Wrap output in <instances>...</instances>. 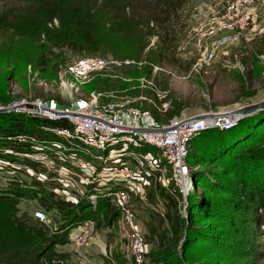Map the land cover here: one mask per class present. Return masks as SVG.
<instances>
[{
  "label": "rangeland",
  "instance_id": "obj_1",
  "mask_svg": "<svg viewBox=\"0 0 264 264\" xmlns=\"http://www.w3.org/2000/svg\"><path fill=\"white\" fill-rule=\"evenodd\" d=\"M91 1L0 0V106L10 107L18 100L26 102L42 100L56 102L60 107L67 109L79 103L81 99H87L91 93L105 95L112 91L118 93L125 89L131 91L133 87L138 86V81L142 78L148 81V87L165 94V98L158 99L152 94V90H144L150 98L143 104L144 111L149 113L154 122L163 125L174 116L190 117L201 113L230 112L256 104L264 98V33L260 34L259 38L251 39L248 33L251 21L248 22L239 41L220 50L210 67L197 73L192 70L197 55L193 47L194 36L191 35V30L207 22L210 13H218L219 8L216 7L223 5L227 0H191V8L180 13L178 18L174 17L171 28L175 31L173 35L176 41L173 44L174 48H171L175 51L170 59L156 58V50L161 40L158 36L159 31L153 23H147L149 14L142 9L126 11L127 15L135 17L136 21L137 19L142 21V25L124 24L122 16L119 19L115 12L111 23H104L102 19L105 20L106 12L102 11L101 19L98 17L97 22H89L90 32L85 33L80 29L67 27V24L74 20L75 12L86 2L90 4ZM132 1L142 3L146 0ZM110 2L127 3L128 0ZM253 5L260 11L259 14L256 13L257 18L264 22V14H261L264 10V0H254ZM251 9L248 10L252 18L255 11ZM135 10L137 12L133 14L132 11ZM63 32H68L69 38L73 40L70 44L61 42ZM88 35H92L94 44L89 43ZM100 57H109L121 64L108 68L106 75H97L86 85H78L80 90L78 94L59 86L57 77L60 66L68 67L77 59ZM125 61H132L133 64L124 65ZM120 77L127 79V82L119 80ZM139 91L138 89L131 91V98L143 95L138 94ZM104 102L102 99L99 104ZM261 119L262 115L248 118L233 129L234 138L223 135L225 142L231 143L241 139L248 133L247 125L251 127ZM218 139L219 137L214 136L212 141L208 140L206 148L215 145ZM198 140L199 138H195L191 141L192 149ZM92 153L100 152L92 150ZM154 155L157 153L154 152ZM159 163L162 175L156 172L149 174V171L147 175H143L145 177L142 184L143 200L137 195L131 197V200H136L132 207L141 235L146 232L149 213L151 217L152 214L161 215L165 212L163 196H159L160 193L172 196L176 189L162 157ZM191 163L192 161L188 160L190 166ZM200 165L202 169L217 170L215 166L206 162ZM6 180L8 179L5 174L0 172V183L3 185L7 183ZM162 189H165V192H162ZM194 191L196 187L190 190L187 198L195 199ZM104 192L106 189H100L97 194ZM201 192L197 189V193ZM68 195L71 198L75 197L72 192H68ZM207 195L211 194L206 192ZM34 207H36L34 202H24L20 205L22 211H30ZM252 213L248 212L247 215L253 216ZM118 224L120 225V222ZM217 225V222L211 219L197 224L196 228L208 231L209 227L212 229ZM115 229L112 230L111 243L107 245L106 252L112 255L114 251L121 254L123 251L122 255L126 258V245L123 243L126 240L125 232L118 225ZM226 229H230L228 225L222 231L225 232ZM107 231L109 230H105ZM253 231L250 242L244 245L245 248L249 247V254L253 258H243L236 264L244 262L264 264V260L260 259L264 251V235L257 227L253 226ZM215 232L217 237L222 233L219 229H212V233ZM208 233H211V230ZM223 239L225 240L224 237ZM223 239L221 237L219 240L222 242ZM142 242L144 243V239ZM194 247L200 250L206 249L208 245L197 241ZM145 250H148L146 245ZM235 262L236 260L231 264ZM97 264L103 262L98 261Z\"/></svg>",
  "mask_w": 264,
  "mask_h": 264
},
{
  "label": "trees",
  "instance_id": "obj_2",
  "mask_svg": "<svg viewBox=\"0 0 264 264\" xmlns=\"http://www.w3.org/2000/svg\"><path fill=\"white\" fill-rule=\"evenodd\" d=\"M190 4L191 0H146L142 3L128 0L127 3L117 4H111L110 0H92L75 12L74 20L67 27L90 32L89 22H97L98 17L101 19L102 11L106 12L105 20L102 19L104 23L110 24L115 12L119 19L122 16L124 24L142 25V21H136L135 17L126 13L134 8L142 9L149 14L147 23H153L159 31L161 40L156 58L170 59L175 51L171 48L176 41L175 31L171 28L173 19L189 10ZM135 12L137 10L132 11L133 14ZM67 33L63 32L60 37L64 44L73 41ZM88 39L94 44L92 35H88ZM257 115H262V119L251 127L247 125L249 130L245 136L231 143L225 142L224 134L234 138L233 129ZM64 126L62 122L1 112L0 160L21 162L35 173L44 174L41 166L6 152L33 153L32 147L38 143L59 140L46 129ZM19 136L28 138L29 143L18 142ZM214 136L219 137L217 143L206 148V142L212 141ZM197 138L199 140L188 157L192 161L195 199L187 198L184 218L179 189L174 185L176 189L172 196L160 193L165 212L152 214L151 217L149 213L146 232L142 233L144 244L148 246L145 255L147 264H231L235 260L236 264L243 258H253L249 247H244L250 242L253 226L264 235V110L241 118L230 130H207ZM205 162L217 170L202 169L200 163ZM51 176L53 174L49 175V179ZM6 182L3 185L0 183V264H75L74 253L68 248V232L86 221H93L96 231L108 244L111 243L112 230L117 228L119 214L110 199L103 196H97L94 209L88 198L96 194L92 187L88 186L85 195L72 202L55 192V189H61L59 183L37 181L25 171H19L16 177ZM197 189L202 192L197 193ZM206 192L211 195L206 196ZM134 201L131 200V203ZM24 202H34L36 207L22 211L20 205ZM36 209L46 214L47 225L33 218L32 213ZM251 211L253 216H248ZM211 219L218 224L212 229L222 232L219 237L216 232L212 233L211 225L208 229L211 233L196 228L197 224ZM227 225L230 229L222 231ZM52 227L57 230L53 232ZM221 237L225 238L222 242L219 240ZM197 241L206 243L208 247L198 250L194 247ZM122 254L114 251L109 257L100 258L103 264H129ZM263 254L264 251L260 255L261 260H264Z\"/></svg>",
  "mask_w": 264,
  "mask_h": 264
},
{
  "label": "built area",
  "instance_id": "obj_3",
  "mask_svg": "<svg viewBox=\"0 0 264 264\" xmlns=\"http://www.w3.org/2000/svg\"><path fill=\"white\" fill-rule=\"evenodd\" d=\"M253 3L254 0H227L216 7L219 8L218 13L207 14V22L191 30L197 55L192 65L194 72L210 67L220 50L239 41L251 18L248 9L252 8ZM119 64L109 57L77 59L68 67L60 66L57 77L59 86L78 94V85L88 84L97 75H106L108 68ZM123 64L133 62L125 61ZM109 77L115 78L112 75ZM120 78L127 82V79ZM138 82V86L131 91L138 89L141 91L138 94L143 95L134 98H131V91L125 89L120 93L112 91L105 95L91 93L87 99H81L67 109L56 102L42 100H18L10 107L0 106V113H16L65 124L62 128L46 129L59 140L38 143L32 147L33 153L6 152L41 166L44 174L35 173L21 162L4 160H0V171L8 180L16 177L19 171H25L37 181L59 183L61 189H55V192L66 201L76 202L85 195L88 186L92 187L96 194L88 198L94 209L97 196L110 199L119 214L118 226L125 232L126 240L122 242L126 245L129 264H147V251L131 205L133 195L143 200V175H147V171L162 175L159 163L162 157L170 180L182 196L181 212L186 218L187 197L194 189L193 167L188 164L193 150L191 141L207 130H230L242 118L229 112H209L190 117L174 116L166 124L160 125L144 111L143 104L150 100L144 90H152L158 99L165 98V94L148 87L145 79L141 78ZM102 99L105 102L100 105ZM17 141L27 143L28 138L19 136ZM92 150L100 153L94 154ZM50 174L53 176L49 179ZM100 189H106V192L97 194ZM68 192L75 194V197L71 198ZM32 216L39 223L47 225L48 219L42 210H34ZM51 230L55 232L57 228L52 227ZM68 241L75 264H97L102 260L101 256L109 257L106 252L108 243L96 231L93 221L70 228Z\"/></svg>",
  "mask_w": 264,
  "mask_h": 264
},
{
  "label": "crops",
  "instance_id": "obj_4",
  "mask_svg": "<svg viewBox=\"0 0 264 264\" xmlns=\"http://www.w3.org/2000/svg\"><path fill=\"white\" fill-rule=\"evenodd\" d=\"M251 11H255V13L254 15H252V18L249 20L251 22H249L248 25L249 28L248 33L251 39H255V38H259L260 34L264 33V25H263L264 22H262L260 18H257L256 13L258 14L260 13L259 8H257V6L253 5ZM261 14H264V10H262ZM262 100H264V98Z\"/></svg>",
  "mask_w": 264,
  "mask_h": 264
},
{
  "label": "water",
  "instance_id": "obj_5",
  "mask_svg": "<svg viewBox=\"0 0 264 264\" xmlns=\"http://www.w3.org/2000/svg\"><path fill=\"white\" fill-rule=\"evenodd\" d=\"M261 110H264V100L256 104H253V105H248V106L240 107L235 110H231L229 114L238 115L243 118V117L250 116L254 114L255 112L261 111Z\"/></svg>",
  "mask_w": 264,
  "mask_h": 264
}]
</instances>
